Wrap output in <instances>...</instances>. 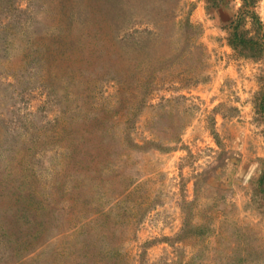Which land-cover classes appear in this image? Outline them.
<instances>
[{
    "label": "rangeland",
    "instance_id": "374dc122",
    "mask_svg": "<svg viewBox=\"0 0 264 264\" xmlns=\"http://www.w3.org/2000/svg\"><path fill=\"white\" fill-rule=\"evenodd\" d=\"M0 264H264V0H0Z\"/></svg>",
    "mask_w": 264,
    "mask_h": 264
},
{
    "label": "water",
    "instance_id": "95a60500",
    "mask_svg": "<svg viewBox=\"0 0 264 264\" xmlns=\"http://www.w3.org/2000/svg\"><path fill=\"white\" fill-rule=\"evenodd\" d=\"M248 167H249V163L245 162L242 165L240 171L238 172V177L243 178L246 175V173H247Z\"/></svg>",
    "mask_w": 264,
    "mask_h": 264
},
{
    "label": "trees",
    "instance_id": "16d2710c",
    "mask_svg": "<svg viewBox=\"0 0 264 264\" xmlns=\"http://www.w3.org/2000/svg\"><path fill=\"white\" fill-rule=\"evenodd\" d=\"M216 1V0H215ZM246 1V0H245Z\"/></svg>",
    "mask_w": 264,
    "mask_h": 264
}]
</instances>
